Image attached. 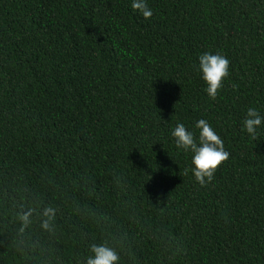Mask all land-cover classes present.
<instances>
[{
  "label": "trees",
  "instance_id": "obj_1",
  "mask_svg": "<svg viewBox=\"0 0 264 264\" xmlns=\"http://www.w3.org/2000/svg\"><path fill=\"white\" fill-rule=\"evenodd\" d=\"M132 2L0 0V264H80L105 242L119 264H264V124L243 128L264 117V0H146L149 19ZM204 53L230 62L215 100ZM199 119L230 154L203 187L172 136ZM36 197L57 232L34 219L40 248L21 251Z\"/></svg>",
  "mask_w": 264,
  "mask_h": 264
},
{
  "label": "clouds",
  "instance_id": "obj_2",
  "mask_svg": "<svg viewBox=\"0 0 264 264\" xmlns=\"http://www.w3.org/2000/svg\"><path fill=\"white\" fill-rule=\"evenodd\" d=\"M131 7L141 12L145 19L152 17L153 12L147 6L146 0H133ZM229 60L226 56L216 53H204L199 56V71L202 79L206 83L207 95L215 100L218 91L223 86L224 79L229 75ZM264 124V117L255 109L248 108L243 121V128L252 139L257 138V129ZM199 130L198 136L187 130L183 123H178L172 131L175 138L176 147L185 153L191 152V173L195 180L203 187L214 179V174L218 167L229 159V152L225 150L223 140L215 132L209 122L199 119L195 124ZM189 169L185 168L184 175H188ZM27 193V189H24ZM78 212L82 209L78 208ZM57 212L58 208L52 204H43L39 197L25 210L17 214L19 228L16 230L14 245L21 251L37 250L40 243L31 239L27 235V230L33 224L34 219L38 220L40 229L53 237L57 232ZM103 219V218H101ZM123 242V241H121ZM90 255L80 264H119L120 255L115 247L108 242L102 244H92Z\"/></svg>",
  "mask_w": 264,
  "mask_h": 264
}]
</instances>
